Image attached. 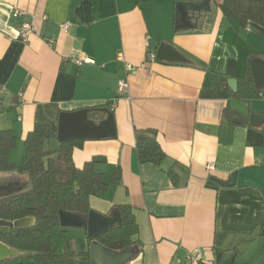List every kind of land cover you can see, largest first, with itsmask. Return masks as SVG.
<instances>
[{
	"label": "crops",
	"instance_id": "obj_1",
	"mask_svg": "<svg viewBox=\"0 0 264 264\" xmlns=\"http://www.w3.org/2000/svg\"><path fill=\"white\" fill-rule=\"evenodd\" d=\"M14 9L24 15L11 17ZM23 22L35 28L27 40L16 37ZM123 62L134 67L129 74ZM253 67L259 95L243 101V116L230 103L228 80L247 68L252 77ZM263 70L264 28L237 27L214 0H0V131L15 139L9 161L20 165L35 124L54 134L46 144L53 150L60 114L86 110L99 131L78 139L72 163L104 160L93 169L106 189L89 198V210L110 219L116 206L130 208L136 246L125 264H184L194 250L212 264H264ZM120 79L125 95L117 92ZM99 106L110 113L102 120L88 110ZM226 110L242 124L232 125ZM72 126L65 135L77 131ZM145 141L161 148L160 166L138 163L135 144ZM29 182L26 173H0V194Z\"/></svg>",
	"mask_w": 264,
	"mask_h": 264
},
{
	"label": "trees",
	"instance_id": "obj_2",
	"mask_svg": "<svg viewBox=\"0 0 264 264\" xmlns=\"http://www.w3.org/2000/svg\"><path fill=\"white\" fill-rule=\"evenodd\" d=\"M224 18L241 28L252 22L264 28V0H214ZM225 80H222L221 84ZM232 102H243L258 97L253 79L247 68L237 80ZM100 113L102 120L107 112L104 106L88 109ZM224 117L232 124H242L232 112L224 111ZM240 115V114H239ZM54 134L45 125L35 124L24 140L25 153L19 166L9 161L15 139L8 131H0V173H26L29 187L7 195H0V222L12 224L28 219L29 226H0V244L15 252V257L0 264H89L88 246L92 239L79 241L78 250L71 247L64 228L60 226L59 214L85 217L90 211L88 200L106 189L102 176L93 169L102 158H92L81 168L72 163V151L82 140L59 142L53 150L46 144ZM135 152L139 164L160 166L165 155L155 141L137 142ZM173 185L177 176L166 174ZM120 180L119 169L114 170L112 183ZM119 223L95 240L115 251H128L136 246L131 237L137 234V226L128 206H116ZM68 242V246H67Z\"/></svg>",
	"mask_w": 264,
	"mask_h": 264
},
{
	"label": "water",
	"instance_id": "obj_3",
	"mask_svg": "<svg viewBox=\"0 0 264 264\" xmlns=\"http://www.w3.org/2000/svg\"><path fill=\"white\" fill-rule=\"evenodd\" d=\"M182 18L183 16L181 12L177 10L175 16V26H179L182 24ZM163 51V47H159L156 53V58H159V54ZM262 73L264 75V70L262 71ZM252 77L254 82L257 83V75L254 67L252 68ZM228 85L231 90L235 92V79L228 80ZM231 105L237 107L239 109L238 112H240L243 116H246L247 112L244 108L243 102H232ZM86 114V110L75 112L73 114H60L57 124L58 141L65 142L70 140L83 139L85 136H91L90 133L99 131V128H95L87 121ZM70 118H73L74 120L76 119V121L69 122ZM110 123L112 124V120L109 116L106 125L108 126ZM70 126H72L73 128L72 130L77 131L73 134L65 135L66 129ZM19 222L20 221H15L12 224H5L3 222H0V226L12 225L14 227H24L18 225ZM59 223L62 228H82L86 232V238L92 239L88 246L89 264H125L133 256V253L130 250L115 252L106 248L95 240V238L111 229L115 224L119 223L117 212H115L110 219H106L91 210L83 218L60 213ZM16 255L17 254L15 252L7 249L5 245L0 244V261L9 257H15Z\"/></svg>",
	"mask_w": 264,
	"mask_h": 264
},
{
	"label": "built area",
	"instance_id": "obj_4",
	"mask_svg": "<svg viewBox=\"0 0 264 264\" xmlns=\"http://www.w3.org/2000/svg\"><path fill=\"white\" fill-rule=\"evenodd\" d=\"M22 15H24V13L20 10H17V9L12 10V12H11V17H13V18H17V17H20ZM60 28H61V30L66 31L67 24H62L60 26ZM34 32H35V28L32 24L27 23V22H23L17 28L16 37L21 39V40H27V38H29L32 34H34ZM153 58H154V56L152 54L148 55V60H153ZM117 59L121 60L120 54L117 55ZM75 63L77 65L80 64L79 61H75ZM122 65H123L124 73H126V74H129L134 69L133 66H131L127 63L123 62ZM127 88H128V86H127V82L125 79H120L117 82V92L120 95H125L127 93ZM207 168L212 169L213 167L211 164H208ZM184 264H212V260L209 257H207L203 251L194 250V251H191L190 253L187 254Z\"/></svg>",
	"mask_w": 264,
	"mask_h": 264
},
{
	"label": "rangeland",
	"instance_id": "obj_5",
	"mask_svg": "<svg viewBox=\"0 0 264 264\" xmlns=\"http://www.w3.org/2000/svg\"><path fill=\"white\" fill-rule=\"evenodd\" d=\"M64 230L66 232H68V235L70 237L69 241H70L71 247H74L75 250H78V247H79V239L80 238L77 236V234H78V232H80V229H77V228H67V229H64ZM71 232L75 233V235H73ZM67 246H68V242H67Z\"/></svg>",
	"mask_w": 264,
	"mask_h": 264
}]
</instances>
